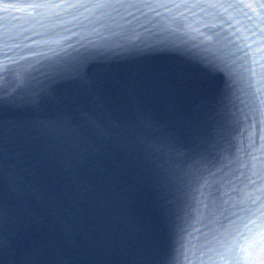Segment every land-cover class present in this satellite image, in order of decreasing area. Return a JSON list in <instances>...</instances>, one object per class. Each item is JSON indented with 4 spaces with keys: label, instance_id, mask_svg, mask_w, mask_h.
<instances>
[{
    "label": "snow or ice",
    "instance_id": "1",
    "mask_svg": "<svg viewBox=\"0 0 264 264\" xmlns=\"http://www.w3.org/2000/svg\"><path fill=\"white\" fill-rule=\"evenodd\" d=\"M254 43H259V47L255 49L254 53H251L253 56L258 55L261 52H264V41H261V42L254 41ZM248 47L251 50L252 46L249 45ZM201 54L207 59H219V60L227 61V58H228V54L213 47L210 44L204 45L202 47ZM249 54L250 53H245L246 56H248ZM255 63H256V60L252 59L251 61L252 67H250L247 70L250 73V76L253 78L257 75L255 71V67H254ZM262 88H264V86H262ZM262 88L255 89V92L257 94V99H259L261 95H264V91H262ZM261 102L264 103V101H261ZM256 205H257V201L253 200L252 207L247 209L250 215L255 218L254 221H250V222L260 221L262 222V226H264V203H260L259 206H256Z\"/></svg>",
    "mask_w": 264,
    "mask_h": 264
}]
</instances>
